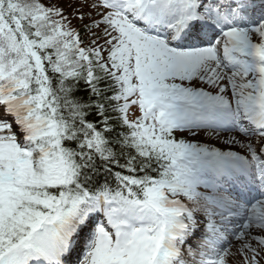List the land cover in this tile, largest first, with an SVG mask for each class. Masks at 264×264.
<instances>
[{
  "label": "snow or ice",
  "instance_id": "snow-or-ice-1",
  "mask_svg": "<svg viewBox=\"0 0 264 264\" xmlns=\"http://www.w3.org/2000/svg\"><path fill=\"white\" fill-rule=\"evenodd\" d=\"M0 264H264V0H0Z\"/></svg>",
  "mask_w": 264,
  "mask_h": 264
}]
</instances>
